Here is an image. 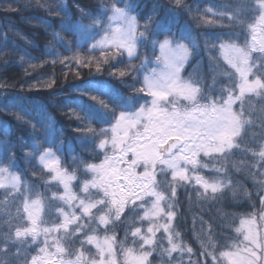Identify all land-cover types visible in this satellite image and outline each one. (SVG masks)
<instances>
[{
	"label": "snow or ice",
	"instance_id": "obj_1",
	"mask_svg": "<svg viewBox=\"0 0 264 264\" xmlns=\"http://www.w3.org/2000/svg\"><path fill=\"white\" fill-rule=\"evenodd\" d=\"M43 7L52 19L59 20V30L51 20L44 21L52 28L48 55L55 53L56 44L71 50L87 36L93 41L90 50L100 52L98 70L102 63H122L125 56L129 62L139 59V64L129 63L127 71L120 70L119 76L133 73V82H139L140 87L134 89L135 96H125L103 83L86 82L76 108L69 110L80 125L73 130L72 140L63 138L42 106L33 103L29 107L19 96L13 100V107L19 108L17 121L29 131L27 138L13 141L8 128L0 124V253L7 255L15 248L14 256L25 257L17 264H150L149 257L157 248L169 259L176 252L191 256L192 249L182 243L172 225L176 213L169 201H175L177 187L194 181L204 190L202 195L207 198L210 190L215 198L232 187L228 164L232 153L250 152L264 162V0H234L220 5L221 11L208 7L203 12L197 9L195 15L185 0L153 3L146 14L135 0H99L92 8L76 2L71 9L61 0ZM182 12L200 26L223 27L226 19L229 27L243 31V44L237 42L240 33L236 32L222 34L230 37L228 41L217 35L218 45L209 46V39H204V50L218 51L216 57L209 58L212 83L207 91L201 61L188 71L200 55L201 45L191 27L179 22ZM65 32L75 39L65 40ZM141 49L145 50L143 56ZM68 59L81 63L79 54L60 62ZM220 78L228 84L217 88ZM214 91L219 95L213 96ZM254 99L260 102L259 107ZM139 100L145 102L137 108ZM33 113L38 114L42 131L25 118ZM93 122L106 126L96 128ZM257 127L261 130L259 150L242 147L256 142L258 134L250 130ZM73 144L79 145L81 152H76ZM17 151L26 165L40 169L33 172L39 183L24 179L23 169L14 170L19 166ZM84 152L103 153V159L86 163ZM201 155L209 163H203ZM138 168L143 170L138 172ZM204 169L215 175L202 176ZM78 173L90 179L80 180ZM169 173L170 181L157 179ZM52 186L57 191H51ZM162 186L170 189V195L161 191ZM160 219L167 223H152ZM260 219L264 220V214ZM145 221L149 222L146 231L135 226ZM121 224L124 239L118 241L115 229ZM161 229L167 247H161L157 238ZM235 232L243 239L230 246L233 250L221 251L217 257L208 251L216 248L208 235L201 241L202 254L212 256L214 264H220L221 258L227 264H264V232L256 230L255 220L241 218ZM77 241L79 248L75 247ZM38 243L42 246L28 259L26 246ZM89 246L94 247V255L87 253ZM0 264L8 261L0 259ZM187 264H193L191 259Z\"/></svg>",
	"mask_w": 264,
	"mask_h": 264
},
{
	"label": "trees",
	"instance_id": "obj_2",
	"mask_svg": "<svg viewBox=\"0 0 264 264\" xmlns=\"http://www.w3.org/2000/svg\"><path fill=\"white\" fill-rule=\"evenodd\" d=\"M58 2H61V0H39V2L38 0H0V124L8 128L9 138L13 141H16L17 137L20 136L27 138V132L29 131L26 126L17 121L15 116L19 108L13 107L12 102L18 96L25 98L29 107L33 103L42 106L44 114L53 118L55 127L63 134V138L72 140L73 130L80 127V125L70 115L69 110L76 108L80 98V90L86 82L103 83L109 87L119 89L125 96H135L134 89L140 87L139 82H133V73L127 72L124 77L119 76L120 70L127 71L128 64H139V59L129 62L125 56L122 63L116 61L102 63L99 65L98 70L96 61L100 57V52L90 50L93 41L89 40L87 36L81 39L79 47L73 44L71 50H66L65 47L56 44L55 53L59 55L57 56L55 53L52 55L47 54V46L52 42L50 35L52 28L47 27L44 21L51 20L53 27L59 30V20L52 19L51 14L46 12L43 6ZM66 2L70 9L76 2L92 8L99 3V0H66ZM135 2L140 5L143 13L146 14L153 3L168 4L169 0H135ZM185 2L192 9V15H195L197 9L203 12L208 7L221 11L223 9L220 5L233 4L234 0H185ZM73 19H77L75 13ZM140 20L142 23L143 18L140 17ZM179 22L181 24L187 23L191 27L193 35L198 38L201 45L200 55L188 66V71L192 70L197 61H201L200 67L205 76L204 83L207 91V85L212 83V73L209 72L208 68L209 58L216 57L218 51L209 52L204 50V39L206 37L209 39V46L212 44L218 45L220 40L216 39L217 35H221L223 40L228 41L230 37L222 34L236 32L240 33L237 42L243 44V31L240 28L229 27V21L226 19L222 21L223 27L219 24L214 27L200 26L191 16L183 12L179 17ZM62 35L67 41L75 39L71 33L65 32ZM99 38V36L96 37L97 40ZM232 39H236V37H232ZM74 54H79L81 63H76L72 59L64 60L63 63L60 62L64 57H72ZM140 54L143 56L145 50L141 49ZM21 56L24 57L23 61ZM89 59L93 62L88 63ZM54 60L56 63H53ZM184 75L187 77L188 72H185ZM49 84H51V87H48ZM227 84L226 79L220 78L217 88ZM212 95L218 96L219 92L214 91ZM144 102V100H139L135 106L138 108ZM253 102L259 107L260 102L255 99ZM25 118L31 120L32 123H36L37 130L42 131L40 124L37 122L39 119L37 113ZM93 126L100 128L106 125L93 122ZM260 131L258 127L251 129L250 132L258 134L256 142L242 145V147H249L258 151L257 145L261 142ZM2 138L3 134L0 133V139ZM245 139H250V137H245ZM73 147L76 152H81L79 145L73 144ZM82 155L86 163H99L103 159V153L89 154L84 152ZM17 157L19 166L14 170L21 171L23 169L22 176L24 179L39 183L34 179L33 172L39 173L40 169L26 165L22 153L19 151H17ZM65 158L67 159V156ZM200 159L203 163H209L208 158L202 155ZM4 162L7 163L6 160ZM228 164L232 187L217 193L215 198H212L210 190L206 198L205 195H202L204 190L192 181L178 186L175 201H169L173 204L171 211L176 213L172 220L174 230L180 233L182 243L192 249V255L189 256L186 252L183 254L176 252L169 259L162 257L160 248H157L149 257L150 264H182V262L187 264L189 259L193 264H214L212 256L202 254L204 249L201 247V241L211 235L216 248H209L208 251H214L217 257H219L221 251L233 250L230 246L243 239L235 232L241 218L254 219L258 231L262 232L264 220H261L260 216L264 214V205L261 204V200L264 199V185L261 184V181H264V162L259 161L258 157H253L250 152L247 155L234 152L231 154ZM237 168L240 170L237 171ZM200 174L206 178L215 175L209 169L202 170ZM78 177L80 180L90 179V176L82 173H78ZM45 179H47L46 176ZM157 179L170 181L171 175L169 173L166 178L158 175ZM234 189L236 190L235 194ZM76 190L78 191V189ZM40 191H43V187L40 188ZM51 191H57V188L52 186ZM161 191H165L166 194L170 195V189L166 187L162 186ZM0 192H3V190H0ZM245 192L248 195H244ZM2 199L3 196H0V200ZM163 206L165 212L169 211L166 204ZM129 215L131 214L129 213ZM3 219H7V217H3ZM142 225L137 223L135 226L141 227ZM124 232L125 227L123 224L116 226L115 234L118 241L124 239ZM100 234L103 235V233ZM165 237L166 235L163 232L157 234L161 247L168 246ZM131 245L132 241L129 239L128 246ZM41 246L39 243L32 247L26 246L27 258L30 259L32 255H36L38 248ZM75 247H80L78 241ZM86 251L89 255L95 254L94 247L89 246ZM15 253L16 249L11 248L7 255L0 253V259L8 261V264H17L18 260L22 261L25 258L23 255L17 258L14 256ZM121 257L122 254L118 250V258ZM220 264H227V261L221 258Z\"/></svg>",
	"mask_w": 264,
	"mask_h": 264
},
{
	"label": "rangeland",
	"instance_id": "obj_3",
	"mask_svg": "<svg viewBox=\"0 0 264 264\" xmlns=\"http://www.w3.org/2000/svg\"><path fill=\"white\" fill-rule=\"evenodd\" d=\"M129 158H131V157L129 156ZM142 170H143L142 168H138V169H137L138 172H140V171H142ZM152 223H167V220H166V219H160L159 221H152ZM141 225H142V224H141ZM148 226H149V222L145 221V222L143 223V225L141 226L142 231H146V229H147ZM255 227H256V230L258 231V228H257V226H256V223H255ZM261 231L264 232V225H263ZM159 232H163V229H161ZM159 232H157V234H158ZM258 232H259V231H258ZM163 233H164V232H163ZM157 234H156V235H157ZM165 235H166V234H165Z\"/></svg>",
	"mask_w": 264,
	"mask_h": 264
}]
</instances>
